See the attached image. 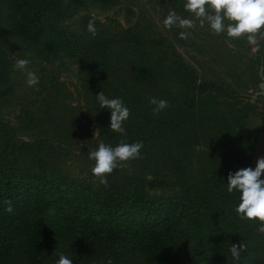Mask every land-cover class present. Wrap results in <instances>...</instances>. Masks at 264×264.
<instances>
[{
	"label": "trees",
	"instance_id": "16d2710c",
	"mask_svg": "<svg viewBox=\"0 0 264 264\" xmlns=\"http://www.w3.org/2000/svg\"><path fill=\"white\" fill-rule=\"evenodd\" d=\"M117 1L0 0V105L16 85L4 47L20 43L41 69L62 57L87 65L84 110L40 78L45 93L21 106L17 124L0 119V264H264L255 205L264 190L239 132L256 105L234 88L244 85L238 68L225 69L232 83L201 76L178 47L204 49L171 19V39L143 17L121 30L91 16L78 32L64 23L80 7ZM168 1L189 19L180 0ZM219 2L228 6L199 0V9ZM244 14L233 12L247 27ZM73 157L87 177L72 175Z\"/></svg>",
	"mask_w": 264,
	"mask_h": 264
},
{
	"label": "rangeland",
	"instance_id": "374dc122",
	"mask_svg": "<svg viewBox=\"0 0 264 264\" xmlns=\"http://www.w3.org/2000/svg\"><path fill=\"white\" fill-rule=\"evenodd\" d=\"M241 2L244 4V9L241 8ZM177 6L186 8L185 13H188V20L177 13L175 6L168 0H118L114 5L107 7H80L75 16L66 19L64 23L70 30L78 32L82 29L81 18L91 16L93 19L110 25L113 30H121L130 27L136 20L143 17L152 23L151 28L157 35L161 33L162 37L171 39L169 26V19H171L186 31L197 47L204 49L205 54L196 52L195 49L178 47L185 60L197 67L201 76L223 78L225 82L227 80L231 82L228 77H224L225 69L237 67V77L244 85L237 86L233 82L234 88L240 93L249 95L247 100L243 99V101H249L256 105L255 113L248 117L247 123L239 129V132L250 137L253 151V160L250 166L254 168L256 186L264 190V98L262 96L253 98L255 92L259 90L260 71L264 76L263 65L256 62L258 60L256 54L257 56L264 55V46L262 45L264 33L259 29L260 16L264 14L263 5L260 0H228V6L219 2L206 12H202L206 9H199V0H180V4ZM128 10H131L133 14L128 13ZM233 12H240L243 15L246 13V16L249 17V25L247 27L239 25ZM203 20L207 25L201 23ZM228 24L232 26V29ZM246 30L248 32L245 34ZM232 31L238 34L240 40H244V44H236L229 37V34L233 33ZM19 46L20 43L15 42L9 47H4L6 58L13 63L16 85L11 96L12 99L6 104L0 105L2 121H9L12 125H16L21 106L28 104L39 90L42 91L41 95H44V89H39L37 85L40 78L47 85L51 82L60 84L61 89L69 92L65 94V102L74 106L80 103L81 109L84 110L83 97L79 96V76L86 71L85 63L81 65L77 60L62 57L45 63V69H41L37 59L32 61L29 52L23 51ZM219 53H224L227 58L233 60L230 59L228 62L225 60L226 62L223 63L218 57ZM262 61H264L263 58ZM89 129L94 135L97 134L94 124L90 125ZM199 148L200 146H197V149ZM197 152L198 150L195 151V154ZM94 162V158L91 159V167L95 166ZM67 165L72 175L86 176L85 173L79 172L81 164L75 157L68 161ZM260 230L261 228L259 232Z\"/></svg>",
	"mask_w": 264,
	"mask_h": 264
},
{
	"label": "water",
	"instance_id": "95a60500",
	"mask_svg": "<svg viewBox=\"0 0 264 264\" xmlns=\"http://www.w3.org/2000/svg\"><path fill=\"white\" fill-rule=\"evenodd\" d=\"M262 69V68H261ZM261 80L258 84L259 90L255 92L253 95V98L255 99L257 96H262L264 98V76L262 75V72L260 71ZM258 210L264 214V205H257L255 204ZM260 232H264V226L261 228Z\"/></svg>",
	"mask_w": 264,
	"mask_h": 264
},
{
	"label": "crops",
	"instance_id": "0c3cea01",
	"mask_svg": "<svg viewBox=\"0 0 264 264\" xmlns=\"http://www.w3.org/2000/svg\"><path fill=\"white\" fill-rule=\"evenodd\" d=\"M242 128V127H241Z\"/></svg>",
	"mask_w": 264,
	"mask_h": 264
}]
</instances>
